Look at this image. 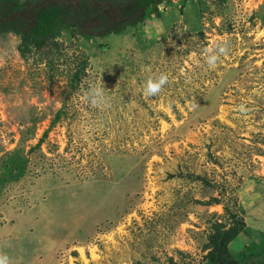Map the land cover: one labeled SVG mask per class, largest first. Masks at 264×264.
<instances>
[{
    "label": "rangeland",
    "instance_id": "1",
    "mask_svg": "<svg viewBox=\"0 0 264 264\" xmlns=\"http://www.w3.org/2000/svg\"><path fill=\"white\" fill-rule=\"evenodd\" d=\"M56 41L24 56L0 34V253L210 264L236 214L232 255L264 264V0H167L119 34ZM223 42L210 69L205 49ZM101 83L107 106H94Z\"/></svg>",
    "mask_w": 264,
    "mask_h": 264
},
{
    "label": "trees",
    "instance_id": "2",
    "mask_svg": "<svg viewBox=\"0 0 264 264\" xmlns=\"http://www.w3.org/2000/svg\"><path fill=\"white\" fill-rule=\"evenodd\" d=\"M167 0H0V34L14 33L26 56L59 47L56 37L73 29L74 36L96 38L119 34L128 27L143 24ZM43 141H40L41 145ZM218 202V201H217ZM234 224L219 225L210 238V264H240L232 255L231 243L243 232L245 220L231 215Z\"/></svg>",
    "mask_w": 264,
    "mask_h": 264
},
{
    "label": "clouds",
    "instance_id": "3",
    "mask_svg": "<svg viewBox=\"0 0 264 264\" xmlns=\"http://www.w3.org/2000/svg\"><path fill=\"white\" fill-rule=\"evenodd\" d=\"M229 51L228 44L226 42L218 43L210 48L205 49L206 63L210 69H215L220 57L227 54ZM168 83V76L161 74L157 78H149L144 87V95L149 97H157L163 90L164 86ZM106 90L104 84L93 85L89 88L85 99L94 106H107V97L105 95ZM244 111L243 106L240 108ZM0 264H12L11 258L4 253H0Z\"/></svg>",
    "mask_w": 264,
    "mask_h": 264
}]
</instances>
